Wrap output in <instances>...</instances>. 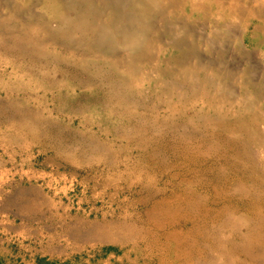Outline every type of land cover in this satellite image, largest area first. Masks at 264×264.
<instances>
[{
    "label": "rangeland",
    "instance_id": "374dc122",
    "mask_svg": "<svg viewBox=\"0 0 264 264\" xmlns=\"http://www.w3.org/2000/svg\"><path fill=\"white\" fill-rule=\"evenodd\" d=\"M38 1L35 11L57 27L49 0ZM177 1L148 19L144 58L127 82L108 65L96 74L72 56L0 55V264H179L174 232L196 239L198 249L213 241L208 215L227 208L217 201L218 182L256 175L243 173L237 152L252 136L236 122L247 114L223 115L181 72L193 68L184 62L222 61L227 76L197 71L209 77L207 88L218 90L223 77L221 87L253 93L264 109V16L248 7L220 22L215 0L205 13ZM13 2L23 8L30 0ZM242 27L247 46L232 36ZM180 38L179 48L169 44ZM113 82L121 96L108 94ZM228 207L256 217L264 211L253 196Z\"/></svg>",
    "mask_w": 264,
    "mask_h": 264
},
{
    "label": "bare ground",
    "instance_id": "6f19581e",
    "mask_svg": "<svg viewBox=\"0 0 264 264\" xmlns=\"http://www.w3.org/2000/svg\"><path fill=\"white\" fill-rule=\"evenodd\" d=\"M13 1L15 0H0V55L11 53L47 59L48 56H52L54 57L52 59L62 60L72 56L75 64L84 69L90 68L94 73L96 71V74L108 65L110 71L121 72L125 82L129 77L135 79L138 75L136 65L141 57L144 58L148 39L145 30L149 27L148 19L153 16L154 10L162 5L172 6L178 3L177 0H49L46 7L51 12L53 21L57 23V27H51V22L43 20L42 15L34 9V5L39 6L38 0H30L24 9ZM180 1L186 6H192L193 12L214 11L208 3L211 0H206V3L203 0ZM215 1L221 6L214 11L216 19L220 22L225 20L227 14L237 16L240 12L248 10V7L260 8L255 15L264 16V0ZM5 7H8V13L2 12V8ZM218 24V28L225 26L219 22ZM247 33L248 29L242 27L232 36L240 38V46H247L245 37ZM171 42L170 45L179 48L184 39H177L174 44ZM48 44L65 47L70 52L61 51L59 55L56 52L54 55L47 54L45 47ZM116 47L121 48L124 54L114 52L112 49ZM220 62L222 61L217 63L208 60L203 63L196 60L192 64L184 62V65L188 64L193 68L181 73L192 85L198 84L205 99L211 97L209 102L216 110H226L223 111V115L231 112L237 116L240 110L247 114L246 117L239 118L242 120L236 119V122L242 123L240 125L246 127L245 132L254 139L249 136L247 145L240 146L238 149L241 150L237 152L243 162V173L254 170L256 175L240 176L232 184L225 178L223 183L218 182L217 201H224L227 208L222 212H218V206L214 211L210 210L208 223L212 226L207 231L213 234V241L210 244L205 243L198 249L196 239H189V235L174 232L170 239L175 251L173 262L179 259V264H183L180 259L184 255V264H195L194 255L191 253L194 251L202 259L198 264H264L263 208L260 210L258 208L256 217L249 215L248 212H232L230 210L232 207H228L233 199H247L252 196L259 200V204L264 205V174L260 172L264 167V109L259 105V97L253 93L241 94L240 91L231 93L225 87H221L219 84L224 85L223 77L218 76L221 82L216 83L221 93L207 88L211 86L209 77L205 74L199 76L197 71L201 70V66H205L206 69L227 76L231 70L220 65ZM138 85L137 83L136 86ZM110 86L108 92L110 96L122 95L119 83L113 82ZM171 90L173 92L174 87H171ZM231 99V107H227L226 102ZM199 116L203 117V113ZM235 191L237 194L231 196L230 194ZM206 210V205L201 209L194 208L192 211L194 219ZM187 212L190 213V209ZM216 213L220 215L221 223L215 221ZM202 227L207 229L205 225Z\"/></svg>",
    "mask_w": 264,
    "mask_h": 264
}]
</instances>
